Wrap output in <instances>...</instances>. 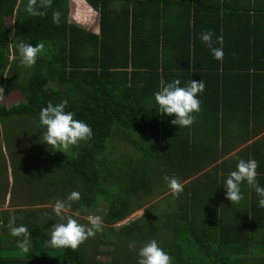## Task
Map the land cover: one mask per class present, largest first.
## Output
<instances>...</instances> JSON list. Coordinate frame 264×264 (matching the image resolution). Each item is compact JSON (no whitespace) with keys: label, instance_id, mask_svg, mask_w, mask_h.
I'll use <instances>...</instances> for the list:
<instances>
[{"label":"trees","instance_id":"1","mask_svg":"<svg viewBox=\"0 0 264 264\" xmlns=\"http://www.w3.org/2000/svg\"><path fill=\"white\" fill-rule=\"evenodd\" d=\"M84 1L97 32L68 21V0H0V94L23 96L0 104V118L32 116L49 140L33 162L49 176L28 188L93 216L97 231L86 236L78 217L55 222L29 198L0 220L20 223L30 257L56 252L50 264H264V138L247 146L250 161L236 152L220 163L217 189L196 177L164 195L228 151L192 140L217 135L201 127L239 122L246 140L258 134L264 0Z\"/></svg>","mask_w":264,"mask_h":264},{"label":"rangeland","instance_id":"2","mask_svg":"<svg viewBox=\"0 0 264 264\" xmlns=\"http://www.w3.org/2000/svg\"><path fill=\"white\" fill-rule=\"evenodd\" d=\"M96 17V11L88 8L82 0H68L69 21L74 22L72 21L73 18L75 23L80 26L86 27L89 24H93L94 26ZM4 20L7 25H11L12 17L7 16ZM23 60L24 58L22 61ZM22 99L23 96L19 90H11L5 95L0 94V104L5 107L17 103ZM35 128L36 123L30 115H15L14 117L9 116L0 118V209L6 210L8 206L12 207L18 203H22L25 198H29L31 201L29 202L31 203L29 208L37 207L43 209L48 215L49 211H57V213L51 216L52 220H55V222H57V220H64L65 223H69L71 220L69 217H78L81 219L79 222V230L91 238L97 231L94 224H99L93 216H76L74 213L67 211L64 207L57 204L66 203L65 199H58L54 196H50L47 194V191L43 190L39 195L35 196V189L28 188L27 185H34V187H36L37 185H41V183H47L49 176V172L38 169V167L35 166V162H33V154L37 151L44 150L49 143L47 136L36 133L34 131ZM113 143L119 149L128 151V147H126V145L124 146L121 140L116 139ZM24 168L25 170L23 171ZM18 170L23 173H28V178L25 177V183L27 184L20 180V176L17 175L19 174ZM152 170V174L154 175L152 178L153 184L157 186L160 182L156 184L154 180L158 177L156 172L159 173V170L157 168ZM158 198L160 197L152 199L151 202ZM141 214L142 207H136L130 215L115 223L114 227L121 226ZM109 248V246L100 243L97 244L96 249L104 251ZM90 252L91 248L86 249V254H90ZM95 259L97 262L104 263L109 260V256L100 254L97 255Z\"/></svg>","mask_w":264,"mask_h":264},{"label":"crops","instance_id":"3","mask_svg":"<svg viewBox=\"0 0 264 264\" xmlns=\"http://www.w3.org/2000/svg\"><path fill=\"white\" fill-rule=\"evenodd\" d=\"M82 1L88 8H91L89 5H87V3L84 0ZM72 21H74L75 23V20L73 18ZM96 22H97V17H96L95 25L93 26V24H89L90 26L92 25L91 26L92 28L89 25L86 26V28L92 30L93 32H97ZM229 123L230 122H227L225 125L220 126L218 123L215 124L214 122L213 124L206 125L205 127H201L210 131L211 130L218 131L217 135L213 137L201 139L198 137V135L196 137L193 133L192 140L197 139V141L200 144L204 143L205 145H210V146L217 144L219 149H221L220 147L225 149L228 148V151L222 155H219V153L215 155H213V153H210V156H213L210 159L212 160L210 164H208L203 170L176 182L172 188L165 190L164 195L168 194L170 191H173L179 186L188 187L189 183L193 181L196 177H198L197 179L198 181H200V178L202 179L205 178L206 179L205 184L207 186L209 187L215 186L217 189L219 186V180H217V177H219V175H227L225 174L227 172L221 171L222 166L218 168L220 163L222 164L223 161H225L228 157H231L236 152H237L236 158L238 162L250 161L252 156L250 153L249 154L246 153V149L247 146L249 147V145L252 144L253 142H257L258 140L264 138V119H260L257 117L255 118L254 126L256 130H259L257 132L258 134L250 136L247 140L244 138L246 136V128L244 126H242L240 133L239 122L237 123V126ZM242 124L243 123H241V125ZM222 130L227 131L226 135L222 134L221 132ZM201 174L203 175L200 176ZM14 208H21V205L20 204L17 206L14 205L12 207L8 206L6 210L9 213H11V211ZM45 223H47V221ZM30 244L31 243L29 241V238L23 233L20 223L18 221L12 219L11 217L10 218L8 217L7 219L4 220H0V264H50L49 256L51 254L52 255L55 254L56 252H51L49 255V250H46L43 253H41V255H37V256L34 255L30 257V255L34 254L35 252L30 254V252H27L28 250L24 249L30 246Z\"/></svg>","mask_w":264,"mask_h":264}]
</instances>
